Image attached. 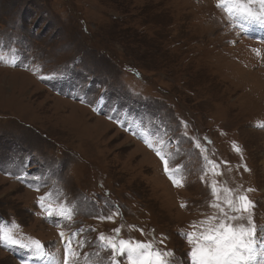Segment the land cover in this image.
I'll return each mask as SVG.
<instances>
[{
  "label": "rangeland",
  "instance_id": "obj_1",
  "mask_svg": "<svg viewBox=\"0 0 264 264\" xmlns=\"http://www.w3.org/2000/svg\"><path fill=\"white\" fill-rule=\"evenodd\" d=\"M216 5L0 0V47L17 50L15 66L0 62V223L46 249L0 245V264H62L61 232L80 253L69 264H109L97 237L116 228L191 264L180 231L217 212L213 180L254 189L264 253V26H233ZM205 156L222 175L205 173ZM49 192L45 204L72 209L71 220L47 216L38 198Z\"/></svg>",
  "mask_w": 264,
  "mask_h": 264
},
{
  "label": "snow or ice",
  "instance_id": "obj_2",
  "mask_svg": "<svg viewBox=\"0 0 264 264\" xmlns=\"http://www.w3.org/2000/svg\"><path fill=\"white\" fill-rule=\"evenodd\" d=\"M255 5L258 7H254ZM216 6L224 10L229 20L233 22V26L239 24L237 17L264 26V0H217ZM9 51L11 55L0 47V62L15 66L17 50L10 49ZM254 51L259 55V50ZM145 142L149 143L148 140ZM149 147L153 145L149 143ZM196 147H201L199 142H196ZM233 148L237 152L240 151L235 143H233ZM156 153L163 161L164 170L169 173L173 183L178 186L182 185L183 181L175 178L179 169L169 168V159L161 149H156ZM204 159L207 162L204 166L206 174L211 170L213 175H222L217 171L219 165L215 161L209 160L207 156ZM245 170H247L246 166ZM201 179L203 180L204 177L202 176ZM210 187L213 196L210 207L216 209L217 212L200 221L198 231H180V235L187 239L190 246L187 257L191 264H256L257 258L264 253L257 245L256 226L251 218V209L254 204L247 195L254 189L249 188L243 191L239 188L232 189L226 186V182L220 186L215 180L211 182ZM52 196L53 193L49 192L38 198V203L47 216L71 220L72 209L66 208L63 204L55 208L51 204H45V200ZM56 196L58 198L59 193ZM181 207L184 205L182 204ZM111 218L107 217V219ZM193 228H196L195 224ZM18 230L19 225L15 221H11L10 224L0 223V245L9 249H24L33 256L46 255L45 246L41 241L22 232L17 234ZM120 231V228H116L113 229L112 236H105L101 233L97 237L98 246L112 253L109 264H117L116 257H125L126 264H175L174 252L157 247L154 237L149 241L122 239L119 235ZM59 235L64 241L62 264H69L70 259L78 261L80 253L71 247L69 234L61 232ZM163 242V239L159 241L160 244Z\"/></svg>",
  "mask_w": 264,
  "mask_h": 264
}]
</instances>
